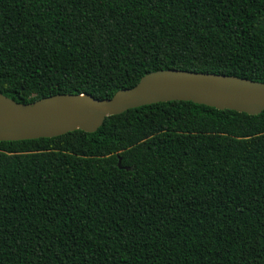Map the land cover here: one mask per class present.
Listing matches in <instances>:
<instances>
[{"label":"trees","instance_id":"1","mask_svg":"<svg viewBox=\"0 0 264 264\" xmlns=\"http://www.w3.org/2000/svg\"><path fill=\"white\" fill-rule=\"evenodd\" d=\"M158 69L264 82V0H0L16 102ZM0 264H264V109L161 101L0 141Z\"/></svg>","mask_w":264,"mask_h":264},{"label":"water","instance_id":"2","mask_svg":"<svg viewBox=\"0 0 264 264\" xmlns=\"http://www.w3.org/2000/svg\"><path fill=\"white\" fill-rule=\"evenodd\" d=\"M170 100L255 115L264 109V82L222 73L158 69L107 98L59 93L16 102L0 93V141L54 137L74 129L90 133L106 116Z\"/></svg>","mask_w":264,"mask_h":264}]
</instances>
